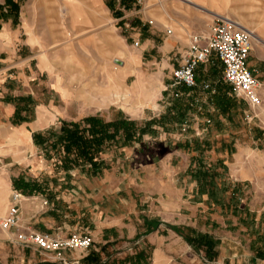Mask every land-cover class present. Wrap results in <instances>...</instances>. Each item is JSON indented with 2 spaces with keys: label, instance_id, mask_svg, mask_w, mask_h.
Wrapping results in <instances>:
<instances>
[{
  "label": "rangeland",
  "instance_id": "374dc122",
  "mask_svg": "<svg viewBox=\"0 0 264 264\" xmlns=\"http://www.w3.org/2000/svg\"><path fill=\"white\" fill-rule=\"evenodd\" d=\"M134 1L132 8L124 9L123 23L91 25L74 38L55 40L49 47L32 37L29 42L37 45L38 50L23 46L22 53L26 50L39 56L31 62L38 71L32 82L37 100L47 103L54 96L57 104L66 103L69 113L55 116L43 107L40 116H47V123L56 120L54 125L34 132L33 141L29 132L22 136L15 128L17 134L13 136L10 131L6 143L0 145V221L7 211L10 194L16 189L24 195L27 205L20 230L30 227L62 237L88 235L92 244L85 249L49 250L18 240L15 229L7 232L0 227V264H95L96 261L90 263L86 258L94 254L107 264H264V213L259 216L260 205L264 207V172L252 177L254 169L243 170L246 164L253 167L264 160V102L252 106L231 89L235 98L232 114L237 116L240 131L233 140L230 138V144L251 147L245 156L236 153L238 147H234V152H222L220 142L219 152H207L210 140L185 136L179 116L186 106L168 87L183 56L177 48L166 50L169 24H157L163 16L165 0ZM247 1L250 6V0ZM244 2L236 0L238 13L231 16L235 20H244ZM18 8L19 4L15 8L6 0L0 4V20L12 11L17 13ZM149 11H153L151 16ZM246 25L243 26L252 30L249 22ZM117 38L127 49L126 69L120 68L124 63L115 61L125 58L124 55L110 56L118 48ZM131 55L137 57L136 63ZM38 66L47 72L42 73ZM117 68L124 75H120L124 80L120 84L123 92L127 86L132 87L128 98L122 94L116 102L93 108L63 95L64 84L72 81L80 87L88 78L89 86L107 89ZM207 72L205 67L199 70L201 76ZM51 84H55L66 102ZM29 100L34 115L36 107ZM89 115L106 121L126 117L146 130L130 141L121 136L106 141L94 163L78 159L76 164L66 167L62 161L64 153L52 146L49 130L59 129L63 121L78 122ZM243 118L245 122L241 121ZM37 133L44 136L37 140ZM160 140L167 142L170 153L164 154ZM165 155L171 157L173 176L181 181H199V196H208L221 209V216L215 220H192L189 215L186 220V212L178 203H164L163 207L156 203L146 185L147 173L159 166ZM181 156L188 158L187 167ZM228 162L235 163L234 169H229ZM244 176L250 179L242 180ZM68 197L75 199L70 201ZM154 215L157 219L153 221Z\"/></svg>",
  "mask_w": 264,
  "mask_h": 264
},
{
  "label": "crops",
  "instance_id": "0c3cea01",
  "mask_svg": "<svg viewBox=\"0 0 264 264\" xmlns=\"http://www.w3.org/2000/svg\"><path fill=\"white\" fill-rule=\"evenodd\" d=\"M5 1L0 0V4H4ZM14 2L19 4V11L17 13L12 11L7 14L6 19L0 20V145L6 143L10 131L13 136L17 134L15 128L19 129L22 136L29 132L30 141H33L34 132L54 125L56 120L47 123L48 117L44 114L40 116L43 112V107L47 109L49 114L55 116H67L69 113L68 108L64 105L66 103L57 104L54 96L47 103L37 100L38 93L34 91L32 82L37 78L38 71L36 72V69L32 68L31 62L33 59H38L39 56L37 52L29 54L25 52L26 50L22 53L23 46L26 45L31 51H33L32 48L34 47L38 50L39 47L37 45H32L29 42L32 37L35 40L43 42L45 47H49L51 42L55 40L61 41L74 38L73 36L78 32L87 30L91 25H107L111 22L115 24L118 22L123 23L125 17L124 9L132 8V4L135 1L14 0ZM235 2L236 0H165L163 4V16L157 20V24L164 26H167V23L169 24L168 27H170L171 32L165 40L166 50L171 51L177 48L182 56H184L188 51L191 38L195 35H207L217 14H225L230 17L237 16V8L239 6ZM247 2V0L244 2V20H236L242 25H246L249 22V28L253 31L255 30L254 32L258 36L256 41L254 40L250 53L249 67L253 74L262 82L259 93L263 103L264 0H250V6ZM8 7L10 8L11 5H8ZM248 8L249 12H247ZM12 9L14 8L10 10ZM152 14L153 11H149V16ZM15 16L18 19H15ZM248 16L250 17L249 21ZM116 42L119 43L118 48L115 52H111L110 56L118 58L117 54L124 55L125 58L119 57L124 62V65L120 68L126 69L129 67L127 64L126 46L121 38H117ZM129 57L133 63H136V56L131 55ZM181 63L182 61L177 66ZM203 67L208 68V72L204 76H201L199 70ZM38 69L42 73L47 72V69L42 68L41 70L39 66ZM131 70L134 71L132 68ZM115 72L121 75L118 68L115 69ZM196 75L197 85L193 88L185 85L172 86V82L168 85L175 97H177L176 99L186 106V108H183L185 112H182V116H179L180 125H182V129L185 131V136H195L203 139L204 142L210 140L211 144L207 147V152H219V145L217 144L220 142L222 152H234V147H238L236 153H241L245 156L251 147L246 145L237 146L235 143L230 144L232 142L230 138L233 140L240 130L238 129L237 116H233L232 114V106L235 101L231 91L232 86L223 78L222 63L216 55H213L208 63L198 67ZM121 76L124 78L123 74ZM88 79L83 80L80 87L74 86L72 81L64 84L62 86L63 95L67 99L75 100L83 106L93 108H99L112 101H118L114 96L109 98L99 96L98 100L100 104L93 105L90 93L87 97L85 96L86 90L90 88L87 85ZM51 86L56 93L61 95L62 101L66 102L55 84H51ZM128 87L130 88L131 96L132 87ZM19 96H28L33 101L36 107L34 115L31 112L30 100L19 101V98H17ZM35 100L37 101L35 102ZM86 114L88 115V113ZM241 121L245 122L244 118ZM160 143L164 154L171 152L172 149L167 145V142L160 140ZM215 144L217 146L214 147ZM169 157L163 156L164 161L160 162L159 166L150 168L147 173L146 185L149 192L154 196L152 198L156 203L160 202L162 207L164 203L168 205L178 203L180 207L184 208L183 211L186 212L184 215L186 220L190 217H192L190 218L192 220L196 218L198 220V217L215 220L221 216V209L211 203L208 196H199V181L189 179L181 181L173 176V166L171 165V157ZM181 159L185 163L184 167H187L188 158L181 156ZM260 163L253 167H248L246 164L243 166V170L254 169L251 175L253 174L252 177H257V175L264 172V160L262 159L261 165ZM234 164H229L228 162L227 166L232 170L234 169ZM243 173L245 174V172H241V174ZM241 179L247 180L250 178L244 176ZM67 199L72 201L75 198L68 197ZM153 203L155 207L158 206L155 202ZM26 206L25 202H23L21 206L22 219ZM261 206L259 207V216L264 213V207ZM158 209H160L159 206ZM163 213L166 215V212ZM164 215L162 216L163 219H165ZM152 217L153 221L157 219L155 215ZM33 218L34 215L32 216Z\"/></svg>",
  "mask_w": 264,
  "mask_h": 264
},
{
  "label": "built area",
  "instance_id": "2783aa9c",
  "mask_svg": "<svg viewBox=\"0 0 264 264\" xmlns=\"http://www.w3.org/2000/svg\"><path fill=\"white\" fill-rule=\"evenodd\" d=\"M254 45L253 32L241 28L235 19L217 14L207 35H195L182 63L173 70L172 86L185 85L193 88L197 85L196 71L202 64L208 63L213 55L223 66V78L238 96L243 97L252 106L262 103L260 89L262 82L253 74L249 67V57ZM24 195L14 189L9 198L5 215L0 221L4 231L17 230L16 238L22 242L37 244L49 250L67 248H88L92 238L88 235L73 234L68 237L54 236L48 232L20 230L21 206Z\"/></svg>",
  "mask_w": 264,
  "mask_h": 264
},
{
  "label": "trees",
  "instance_id": "16d2710c",
  "mask_svg": "<svg viewBox=\"0 0 264 264\" xmlns=\"http://www.w3.org/2000/svg\"><path fill=\"white\" fill-rule=\"evenodd\" d=\"M13 3L15 8L18 3L8 0ZM146 130L138 125L135 120L129 118H121L111 121H106L99 116H86L78 122L63 121L59 129L52 128L49 130L50 137H52V146L64 153L63 165L76 164L78 159L87 162L95 161V157L106 141H114L117 136H121L125 141L133 140L139 133ZM44 134H35V139H40ZM75 154V158L71 155ZM87 260L95 264H107L101 262L97 254L88 255Z\"/></svg>",
  "mask_w": 264,
  "mask_h": 264
},
{
  "label": "bare ground",
  "instance_id": "6f19581e",
  "mask_svg": "<svg viewBox=\"0 0 264 264\" xmlns=\"http://www.w3.org/2000/svg\"><path fill=\"white\" fill-rule=\"evenodd\" d=\"M221 15H225V14H221ZM225 16H228V15H225ZM228 17H230V16H228ZM230 18H232V17H230ZM236 22L240 25L241 28H245L237 20H236ZM250 31L253 32V37L256 40L258 38L257 34L254 31H252V30H250ZM117 60L121 61L122 64L124 63L123 60H121V59H115V61H117ZM123 81L124 80L120 77L119 74H117L116 72L112 73V75H111V84H110L109 88L105 89V88H102V87H99V86H91L90 85V88L86 90L85 96L87 97L89 95V93H90V95H91V103L93 105H99L100 104V102L98 100L99 95L96 96V94H100V96H102L103 98H109L111 96H114L116 100L117 99L119 100L121 98L122 94H124V96H126L128 98V96H130V92L131 91H130V88L127 86V88H125V92H123L122 86L120 85L121 82H123ZM101 101L103 102V100H101ZM106 102H108V101H106ZM1 210H2V205H1V202H0V212H1Z\"/></svg>",
  "mask_w": 264,
  "mask_h": 264
},
{
  "label": "water",
  "instance_id": "95a60500",
  "mask_svg": "<svg viewBox=\"0 0 264 264\" xmlns=\"http://www.w3.org/2000/svg\"><path fill=\"white\" fill-rule=\"evenodd\" d=\"M116 62L121 63V61L117 60Z\"/></svg>",
  "mask_w": 264,
  "mask_h": 264
}]
</instances>
